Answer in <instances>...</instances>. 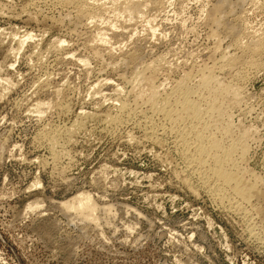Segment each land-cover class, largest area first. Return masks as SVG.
I'll return each mask as SVG.
<instances>
[{
    "label": "rangeland",
    "instance_id": "rangeland-1",
    "mask_svg": "<svg viewBox=\"0 0 264 264\" xmlns=\"http://www.w3.org/2000/svg\"><path fill=\"white\" fill-rule=\"evenodd\" d=\"M115 1L0 0V264H264V201L204 185L135 76L202 105L203 69L236 85L221 123L264 195V0H228L216 27L220 0H139L134 17ZM83 194L88 219L67 208Z\"/></svg>",
    "mask_w": 264,
    "mask_h": 264
},
{
    "label": "bare ground",
    "instance_id": "bare-ground-1",
    "mask_svg": "<svg viewBox=\"0 0 264 264\" xmlns=\"http://www.w3.org/2000/svg\"><path fill=\"white\" fill-rule=\"evenodd\" d=\"M62 3H69L71 0H60ZM119 1V0H118ZM115 1V2H118ZM152 1V0H150ZM159 1V0H158ZM230 1V0H229ZM239 1V0H238ZM237 1V2H238ZM112 2V0H111ZM120 2V1H119ZM144 2V1H143ZM149 2V1H148ZM153 2V1H152ZM151 2V3H152ZM83 3V2H82ZM89 3V2H88ZM114 3V2H113ZM230 2L228 0H220L216 4V8L214 11H212L213 14H211V21L212 24H221L220 19L222 21V18L225 19V17H222V12L227 8ZM233 3V2H232ZM116 4V3H115ZM156 4V3H155ZM62 5V4H61ZM65 5V4H64ZM142 5L145 7V2L140 3L139 0H123L120 4H116V7H121V12L124 13L126 16H133L135 14H139V12L142 9ZM82 6V5H81ZM236 6V4H235ZM234 6V7H235ZM76 7V6H75ZM85 7V6H84ZM87 7V6H86ZM106 7V6H104ZM109 7V6H108ZM143 7V8H144ZM148 7V6H147ZM229 9L231 8L228 6ZM112 8V7H111ZM87 9V8H86ZM110 9V8H109ZM117 9V8H115ZM119 9V8H118ZM71 10V9H70ZM76 10V9H74ZM78 15H82V13L85 11L82 7H77ZM105 10V9H104ZM89 11V10H88ZM87 12V11H86ZM85 12V13H86ZM111 12V11H110ZM120 12V13H121ZM116 13V12H115ZM119 14V13H118ZM123 14V15H124ZM77 15V14H76ZM86 15V14H85ZM120 15V14H119ZM225 15V14H223ZM82 16H80L81 18ZM222 17V18H221ZM124 18V17H122ZM127 18V17H126ZM128 19V18H127ZM132 19V18H131ZM63 20V18H62ZM80 20V19H79ZM226 20V19H225ZM227 22V21H226ZM217 25V26H218ZM223 25V22H222ZM232 25V24H231ZM226 25L221 26L222 29ZM227 27V26H226ZM233 27V26H232ZM231 27V28H232ZM235 27V26H234ZM220 28V26H219ZM225 28V27H224ZM228 28V27H227ZM226 28V29H227ZM230 28V26H229ZM228 28V29H229ZM227 29V30H228ZM236 29V28H235ZM234 29V31H235ZM216 30V29H215ZM219 30V29H218ZM221 30V29H220ZM260 30V29H259ZM230 31V30H228ZM227 31V32H228ZM232 31V30H231ZM233 32V31H232ZM258 32V31H257ZM261 32V31H260ZM231 33V32H230ZM28 34V33H27ZM262 35V34H261ZM218 37V36H217ZM216 37V39H218ZM239 37V36H238ZM236 38V37H235ZM264 38V37H263ZM254 39V38H253ZM217 41V40H215ZM257 41V39H256ZM20 42V41H19ZM220 41H218L219 43ZM234 42V41H233ZM255 42V41H254ZM260 42V41H258ZM263 42V41H262ZM221 43V42H220ZM219 43V44H220ZM245 43V42H244ZM257 43V42H256ZM238 44V43H237ZM258 44V43H257ZM61 45V44H60ZM218 45V44H217ZM236 45V44H235ZM253 45V44H252ZM264 44H260L259 48L264 47ZM257 47V45H255ZM218 47V46H217ZM216 47V48H217ZM237 47V46H236ZM244 47V46H243ZM248 47V46H247ZM255 48V47H254ZM257 47V50L259 49ZM250 49V47L248 48ZM253 49V48H252ZM254 50V49H253ZM252 50V51H253ZM263 50V49H262ZM218 51V50H217ZM248 51V50H247ZM256 50H254L255 52ZM226 52V51H225ZM246 52V51H245ZM244 52V53H245ZM252 53V52H251ZM227 54V53H226ZM220 55V54H219ZM223 64L231 66L235 63L236 58L233 56L223 55ZM221 55L219 57H221ZM232 55V54H231ZM235 55V54H234ZM243 56V55H242ZM132 57V56H131ZM246 58V57H245ZM254 58V57H253ZM137 60V59H136ZM220 60V59H219ZM249 60V59H248ZM252 60V59H251ZM128 61V60H127ZM238 62V61H237ZM255 62V61H254ZM221 63V62H220ZM253 63V62H252ZM258 63V62H257ZM237 64V63H236ZM148 65V64H147ZM249 65V64H248ZM252 65V64H251ZM213 66V65H212ZM138 67V66H135ZM134 67V68H135ZM203 67V66H202ZM227 67V68H228ZM234 67V66H233ZM252 67V66H251ZM211 68V67H210ZM224 68V67H223ZM221 67V69H223ZM240 68V67H239ZM256 68V67H255ZM153 69V68H152ZM200 69V68H199ZM202 69V68H201ZM219 69V68H218ZM147 70V69H146ZM208 70V69H207ZM206 72L202 71L199 73L200 78L199 82L200 85L203 87V89H206L208 97H206L207 101L205 104H200V102L191 99V94H193L192 89L189 88L188 85L184 83V81L181 84L176 85L173 87L170 92L168 91V94H165L164 96H161L158 94V84L156 85L154 83V76L152 73L146 74L143 71L136 72V81H137V87L138 90H136V95L145 96L146 101L148 102L149 109H152L153 112H157L159 115L162 116L164 120H166L169 123V129L171 132H175L177 134V137L179 138V143L182 144V149L185 151L186 157H188L189 166L193 169H198L200 171V177L203 176L204 179L201 177V180L203 179L208 185L214 188L215 191H218L217 193L220 194L222 198L227 197L226 190H229L227 193H231L237 198V208L243 206L242 202H249L251 199H261V201H264V195L262 194V190L257 187V183L255 182L256 179L247 178L244 175V172L240 171L238 167H236L235 159L233 156L236 155L237 157H242L243 151H244V145L242 137H232L230 132V122L229 125L227 122L225 124L221 123V117L224 110H222L221 101L220 99L228 98V103L237 102V99H239L238 95L239 92H237V89L232 84L231 86L222 84V86H214L213 81L215 76H212V72L210 73L209 70ZM134 71V70H133ZM137 71V70H136ZM152 71V70H151ZM211 71V70H210ZM238 71V70H237ZM154 72V71H153ZM240 72V71H239ZM135 71L133 72V74ZM185 74V73H184ZM183 74V75H184ZM197 74V73H196ZM186 75V74H185ZM189 75V74H188ZM237 75V74H236ZM197 76V75H196ZM225 76V75H224ZM231 77V76H230ZM183 78V76H182ZM216 78V77H215ZM237 78V77H236ZM186 79V78H185ZM217 80V79H216ZM190 81V80H187ZM230 81V80H229ZM180 82V81H179ZM215 82V81H214ZM217 82V81H216ZM215 82V83H216ZM220 82V81H219ZM217 82V83H219ZM135 83V82H134ZM164 83V82H163ZM178 83V82H177ZM216 83V85H217ZM160 84V82H159ZM193 84V83H192ZM161 85V84H160ZM174 85V84H173ZM196 85V84H195ZM199 85V84H197ZM219 85V84H218ZM133 86V85H132ZM234 86V87H232ZM200 87V86H199ZM237 87V86H236ZM135 88V87H133ZM132 88V89H133ZM201 88V87H200ZM199 88V89H200ZM115 90V89H114ZM202 90V89H201ZM200 90V91H201ZM163 91V90H161ZM205 91V90H204ZM116 92V91H115ZM118 92V91H117ZM127 92V91H126ZM167 92V91H166ZM196 92V91H194ZM205 92V93H206ZM163 93V92H162ZM129 94V93H128ZM195 94V93H194ZM133 95V94H132ZM133 95V96H136ZM227 95H230L229 97ZM140 96V97H141ZM195 96V95H194ZM200 96V95H199ZM204 96V95H203ZM134 98V97H133ZM200 99V97H199ZM204 99V98H202ZM126 100V99H125ZM145 100V99H144ZM241 100V99H240ZM119 101V100H118ZM141 101V98H140ZM120 102V101H119ZM146 102V103H147ZM223 102V101H222ZM240 102V101H239ZM126 103V102H125ZM125 103L121 102L119 104L120 111L121 109H125ZM144 103V102H143ZM227 103V102H226ZM227 103V105H228ZM139 105V104H138ZM223 105V103H222ZM36 106V105H35ZM129 106V105H128ZM137 106V105H135ZM227 107V106H226ZM225 107V108H226ZM230 107V106H229ZM232 107V106H231ZM39 108V107H38ZM118 108V107H116ZM34 109V108H32ZM228 109V108H227ZM119 110V109H118ZM133 110V109H132ZM34 111V110H33ZM36 111V110H35ZM128 111V110H127ZM143 111V110H142ZM145 111V110H144ZM149 111V112H152ZM122 112V111H121ZM108 113V112H107ZM125 113V112H124ZM130 113V112H129ZM127 115V114H126ZM142 115V114H141ZM153 115V113H152ZM136 117V116H135ZM128 118V117H127ZM161 118V119H162ZM107 119V118H106ZM110 119V118H109ZM122 120V118H121ZM125 120V119H124ZM151 120V119H150ZM228 121V120H227ZM119 122V121H118ZM108 124V123H107ZM134 124V123H133ZM163 124V123H162ZM124 125V124H123ZM147 125V124H146ZM168 126V125H167ZM143 127V126H142ZM161 127V126H160ZM165 128V127H164ZM49 129V128H48ZM150 129V128H149ZM56 130V129H55ZM163 130V129H162ZM165 130V129H164ZM220 131L221 137H218L215 133ZM232 130V129H231ZM237 130V129H235ZM245 130V129H243ZM143 131V130H142ZM146 131V130H145ZM148 131V130H147ZM247 131V130H246ZM232 132V131H231ZM242 132V131H240ZM239 132V134H240ZM150 133V132H149ZM153 133V132H152ZM155 133V132H154ZM158 133V132H157ZM169 133V132H168ZM40 134V133H39ZM147 134V133H146ZM233 134V133H232ZM149 135V134H148ZM235 136V135H234ZM241 136V135H240ZM52 137V136H51ZM156 137V136H155ZM158 137V136H157ZM174 137H176L174 135ZM173 137V139H174ZM50 138V137H49ZM224 138H227L229 140L228 144L225 145ZM55 139V138H53ZM53 139L50 140L53 143ZM151 139V138H150ZM154 139V137H153ZM171 139V138H170ZM175 140V139H174ZM46 142V141H44ZM176 142L177 138H176ZM224 142V143H223ZM177 143V145L179 144ZM57 144V143H56ZM50 146V145H49ZM59 146V145H58ZM179 147V146H177ZM244 147V148H243ZM63 152V151H62ZM178 152V151H177ZM57 154V153H56ZM181 154V153H180ZM55 155V154H54ZM53 155V156H54ZM61 155V154H60ZM58 157V156H57ZM184 157V156H183ZM54 161V160H52ZM239 162V161H237ZM187 165V163H186ZM185 165V166H186ZM184 166V165H183ZM188 167V166H187ZM240 168V167H239ZM191 172V171H190ZM194 172V171H193ZM247 172V171H246ZM199 174V173H198ZM202 174V175H201ZM198 176V175H197ZM255 180V181H254ZM203 184V182H202ZM208 188V187H207ZM207 190V189H206ZM209 190V189H208ZM213 190V193H214ZM210 192V191H209ZM211 193V192H210ZM216 193V194H217ZM231 196V195H230ZM214 197V196H213ZM220 197V199H221ZM86 195H80L78 196L75 201L72 203H69L67 205V202L65 205H67V208H71L73 210H76L80 213V215H83L84 218L90 217L92 210H93V204L89 200ZM214 199V198H213ZM227 200V198H225ZM230 200V199H229ZM229 200H227L229 202ZM235 200V199H234ZM260 201V200H259ZM222 202V199H221ZM226 202V201H225ZM231 202V201H230ZM244 202V203H245ZM235 203V202H234ZM246 204V203H245ZM264 204V203H263ZM260 205V204H259ZM233 207V206H231ZM230 207V208H231ZM242 209V207L240 208ZM254 209V208H253ZM258 209V208H257ZM261 209V208H260ZM239 210V208H238ZM237 210V211H238ZM261 211V210H260ZM262 212V211H261ZM244 213V212H243ZM259 214V213H258ZM259 217V216H258ZM254 219V218H253ZM264 219V217H263Z\"/></svg>",
    "mask_w": 264,
    "mask_h": 264
}]
</instances>
